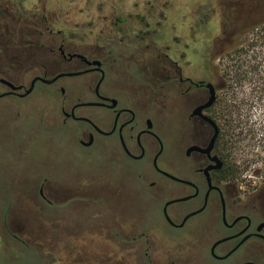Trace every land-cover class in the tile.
Instances as JSON below:
<instances>
[{
    "label": "flooded vegetation",
    "instance_id": "flooded-vegetation-1",
    "mask_svg": "<svg viewBox=\"0 0 264 264\" xmlns=\"http://www.w3.org/2000/svg\"><path fill=\"white\" fill-rule=\"evenodd\" d=\"M77 1L0 0V100H10V110L18 112L16 103L41 85L46 89L42 98L49 101L56 118L61 116L60 126L70 122L79 125L75 138L80 147L93 146L98 137L110 140L111 151L120 162L147 165L148 175L134 173L147 190L162 191L160 178L179 185L163 203L162 224L152 226L154 233L164 227L184 229L192 218L213 211L216 224L209 227L208 234H220L204 249L205 256L216 262L264 264V227L258 231L264 224V160L258 186L250 184L248 178L257 174L247 177L246 167L241 170L230 134L224 129L219 106L224 82L214 65L219 51L209 50L211 55L202 56L197 43L202 15L195 13L197 23L187 26V14H180L184 26L174 27L169 39L168 29L162 25L172 19L169 11L166 14L169 6H164L169 0H103L102 23L97 29L72 17L85 11L90 0H81V8L74 3ZM159 8L163 12L158 20ZM180 8L173 11L180 12ZM234 34L223 37L222 42ZM187 39L193 41L194 49ZM74 78H81L82 84L71 89L66 80ZM39 79L52 82L45 84ZM208 85L214 89L215 99L199 113L210 97ZM85 108L106 111L102 124L84 114ZM168 111L177 115L180 129L175 147L177 170L165 163V143L156 130ZM39 195L47 202L42 189ZM175 204L188 206L168 214V208ZM169 233L175 236L170 241L175 247L170 251H156L154 241L140 233L146 251L134 253L142 258L141 264H202L200 259L206 264L207 259L191 254L201 249H185L184 239H180L183 236ZM132 236L135 234L121 238L132 244L136 241ZM250 241L256 244L242 251Z\"/></svg>",
    "mask_w": 264,
    "mask_h": 264
},
{
    "label": "rangeland",
    "instance_id": "rangeland-1",
    "mask_svg": "<svg viewBox=\"0 0 264 264\" xmlns=\"http://www.w3.org/2000/svg\"><path fill=\"white\" fill-rule=\"evenodd\" d=\"M102 1L90 0L85 11L72 17L97 29L102 23ZM74 3L81 8V0ZM166 3L164 6H169L166 14L169 11L172 19L162 25L168 29L169 39L174 27L184 26L180 14H187V26L197 23L195 13L202 15L200 38L197 37L202 56L218 52L224 37L222 32L227 35L236 28L231 21L238 16L235 0H169ZM179 7L180 12L173 11ZM160 8L158 20L159 13L163 12ZM186 34L189 36L190 32ZM254 35L257 31L244 34L239 43L246 45ZM192 42L187 39L193 48ZM232 57L235 56L231 53L214 61L224 82V91L219 93L222 122L226 134H230L237 164L241 170L246 167L247 177L257 174L256 178L248 179L250 184L258 186V172L264 160V98L258 89H253L258 85L254 79L239 83L232 74L223 73ZM66 83L74 89L82 84V79H69ZM45 90L38 84L35 93L16 103L18 112L10 110V100H0V264H141L142 258L134 253L146 251L140 233L154 241L156 251H170L175 247L170 242L175 236L169 232L183 236L180 239H184L185 249L193 246L201 249L191 254L204 257L206 264H232L231 260L216 262L205 256L204 249L220 234L216 231L208 234L209 227L216 224L213 211L192 218L184 229L164 227L160 233H154L152 226L162 224L163 203L170 193L179 190V185L160 178L162 191L147 190L134 176L135 172L148 175L147 165L120 162L111 151L110 140L98 137L93 146L80 147L75 138L79 125L70 122L60 126L61 116L56 118L49 101L42 98ZM82 112L100 124L107 114L102 108H85ZM161 120L156 130L165 143L163 158L177 170L178 117L168 111ZM41 189L48 203L40 197ZM187 206L171 205L168 214ZM132 234L136 237L132 244L121 238ZM254 244L256 241L248 242L242 251ZM72 247L77 250L69 251ZM179 252L183 251L173 253Z\"/></svg>",
    "mask_w": 264,
    "mask_h": 264
},
{
    "label": "trees",
    "instance_id": "trees-1",
    "mask_svg": "<svg viewBox=\"0 0 264 264\" xmlns=\"http://www.w3.org/2000/svg\"><path fill=\"white\" fill-rule=\"evenodd\" d=\"M235 1L238 16L232 17L231 21H234L236 28L227 35L235 34L227 41L228 43L220 42L217 58L234 54L235 57L229 60L222 72L232 74V78L239 83L254 79L258 85H254L253 89L255 91L258 89V93L264 98V0ZM255 31L257 35L252 36L246 45L239 43L244 34ZM223 35L226 38L227 35L225 33Z\"/></svg>",
    "mask_w": 264,
    "mask_h": 264
},
{
    "label": "water",
    "instance_id": "water-1",
    "mask_svg": "<svg viewBox=\"0 0 264 264\" xmlns=\"http://www.w3.org/2000/svg\"><path fill=\"white\" fill-rule=\"evenodd\" d=\"M69 76H71V75H69ZM39 80H41V81H42L43 83H45V84H49V83L52 82V81H49V80H42V79H39ZM35 81H36V80H34V81L32 82V85H31L30 88L26 91V94H28V93L31 92V90H32V88H33V83H34ZM208 88L210 89V97H209V99L207 100V102H206L203 106H201V107L198 109V112H199V113H200L201 110H203V109L208 108L209 106H211L212 103L214 102V99H215V96H214V89H213L212 86H210V85H208ZM203 118H204L205 120H207L205 117H203ZM207 121H209V120H207ZM171 178H173V177H171ZM173 179H174V178H173ZM181 200H184V199H181ZM169 204H170V203H167V204H166V207H167ZM166 207L164 208L163 213H164V215L167 217ZM199 212H201V210H199V211H197V212H195V213H192V214L188 215V216L184 219V221H185L186 219H188L189 217H191V216H193V215H196V214L199 213ZM262 227H264V224H261V225L258 227V231H259ZM225 240H226V239H223V240L217 241V242L213 245V247L217 246L218 244H220L221 242H223V241H225Z\"/></svg>",
    "mask_w": 264,
    "mask_h": 264
}]
</instances>
